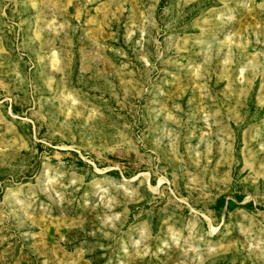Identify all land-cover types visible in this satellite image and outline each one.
Segmentation results:
<instances>
[{"label":"rangeland","instance_id":"1","mask_svg":"<svg viewBox=\"0 0 264 264\" xmlns=\"http://www.w3.org/2000/svg\"><path fill=\"white\" fill-rule=\"evenodd\" d=\"M0 264H264V0H0Z\"/></svg>","mask_w":264,"mask_h":264},{"label":"trees","instance_id":"2","mask_svg":"<svg viewBox=\"0 0 264 264\" xmlns=\"http://www.w3.org/2000/svg\"><path fill=\"white\" fill-rule=\"evenodd\" d=\"M218 203H220V204L223 203V198H219Z\"/></svg>","mask_w":264,"mask_h":264},{"label":"bare ground","instance_id":"3","mask_svg":"<svg viewBox=\"0 0 264 264\" xmlns=\"http://www.w3.org/2000/svg\"><path fill=\"white\" fill-rule=\"evenodd\" d=\"M214 229L213 230H216V227H213Z\"/></svg>","mask_w":264,"mask_h":264}]
</instances>
